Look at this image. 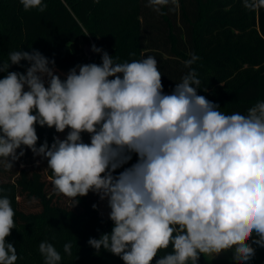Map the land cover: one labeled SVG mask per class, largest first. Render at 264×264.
<instances>
[{
  "label": "clouds",
  "instance_id": "clouds-1",
  "mask_svg": "<svg viewBox=\"0 0 264 264\" xmlns=\"http://www.w3.org/2000/svg\"><path fill=\"white\" fill-rule=\"evenodd\" d=\"M20 3L25 11L47 7ZM242 3L264 8V0ZM169 5L174 10L177 0L147 2L158 13ZM92 51L102 53L101 63L77 65L64 79L38 50L12 51L0 62V166L11 170L26 147L47 160L55 192L73 207L89 192L106 200L113 228L88 244L124 264H152L169 246L155 264H198L200 255L229 250L235 264H249L253 245L264 247V101L228 115L197 93L194 69L165 94L155 57L116 63L96 45ZM198 59L193 54L185 67ZM21 61L26 72L9 71ZM37 124L69 131L37 147ZM132 153L137 162L114 175ZM14 215L10 199L0 196V264L18 260L6 240ZM39 252L44 264H60L51 243L42 241ZM64 252L72 255L70 242Z\"/></svg>",
  "mask_w": 264,
  "mask_h": 264
},
{
  "label": "trees",
  "instance_id": "trees-1",
  "mask_svg": "<svg viewBox=\"0 0 264 264\" xmlns=\"http://www.w3.org/2000/svg\"><path fill=\"white\" fill-rule=\"evenodd\" d=\"M147 2L42 0L47 7L41 12L25 11L20 0H0V62L12 51L38 50L61 70L100 64L102 53L92 60L84 54L81 41L91 37L116 63L155 57L165 94H171L176 83L194 69L201 81L197 93L218 104L225 114H247L257 101H264V8L249 11L242 0H177L174 10L169 11V5L158 13ZM193 54L199 59L185 67ZM21 65H12L9 71L26 72L28 62ZM5 75L0 72V79ZM36 132L37 147L45 140L51 146L57 137L55 129L47 126L37 124ZM23 150L25 155L11 170L0 166V196L10 199L15 212L16 227L6 240L17 250L16 264H44L39 252L42 241L61 254L60 264H124L120 257L103 249L97 253L88 244L90 238L98 239L113 228V222L99 213L98 195L89 192L78 197L73 207L67 197L55 192L47 160L26 147ZM131 155L114 175L137 162V155ZM69 242L71 256L64 252ZM171 251V246L161 250L152 264ZM198 264L235 262L200 255ZM249 264H264V247Z\"/></svg>",
  "mask_w": 264,
  "mask_h": 264
},
{
  "label": "rangeland",
  "instance_id": "rangeland-1",
  "mask_svg": "<svg viewBox=\"0 0 264 264\" xmlns=\"http://www.w3.org/2000/svg\"><path fill=\"white\" fill-rule=\"evenodd\" d=\"M87 42H91L93 45H96V47L100 48L99 44L95 40H93L91 37H89L88 39L82 40L81 41L82 46L84 47V45ZM72 68H70V69H72ZM70 69H68V70H61V69L55 68L56 73L61 76V79L66 78V75H67V73L69 72ZM68 131L69 130L66 129L65 132H63V133H57V137H59L61 140L64 139L66 137ZM82 140L85 143H90V136H89V134L82 133ZM64 200H66L65 197H64ZM98 205H99V213H100V215L102 217H104V218H108V214L110 212V209L107 206V201L106 200H103V201L100 200V198L98 196ZM28 207L31 208V209H35L36 208L34 204H30ZM253 247L256 248L255 256H257L260 247H258L256 245H253ZM207 256H209V257H215V258H232L233 257V252L231 250H229L227 252H222L218 256H215V254H208Z\"/></svg>",
  "mask_w": 264,
  "mask_h": 264
},
{
  "label": "water",
  "instance_id": "water-1",
  "mask_svg": "<svg viewBox=\"0 0 264 264\" xmlns=\"http://www.w3.org/2000/svg\"><path fill=\"white\" fill-rule=\"evenodd\" d=\"M92 45L93 44L91 42H87L83 47L84 54L88 60H92V59L96 58L99 54V53L92 51Z\"/></svg>",
  "mask_w": 264,
  "mask_h": 264
}]
</instances>
